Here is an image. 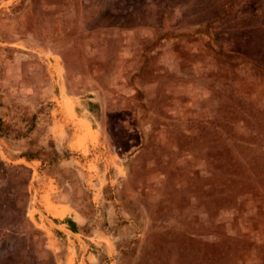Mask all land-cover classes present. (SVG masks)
Masks as SVG:
<instances>
[{
    "label": "rangeland",
    "instance_id": "rangeland-1",
    "mask_svg": "<svg viewBox=\"0 0 264 264\" xmlns=\"http://www.w3.org/2000/svg\"><path fill=\"white\" fill-rule=\"evenodd\" d=\"M0 264H264V0H0Z\"/></svg>",
    "mask_w": 264,
    "mask_h": 264
},
{
    "label": "bare ground",
    "instance_id": "bare-ground-1",
    "mask_svg": "<svg viewBox=\"0 0 264 264\" xmlns=\"http://www.w3.org/2000/svg\"><path fill=\"white\" fill-rule=\"evenodd\" d=\"M69 109H70V108H69ZM47 209H48L49 211H51V213H52L53 215H55V216H63V215H64V210H63L62 212H55L52 206L47 207Z\"/></svg>",
    "mask_w": 264,
    "mask_h": 264
},
{
    "label": "crops",
    "instance_id": "crops-1",
    "mask_svg": "<svg viewBox=\"0 0 264 264\" xmlns=\"http://www.w3.org/2000/svg\"><path fill=\"white\" fill-rule=\"evenodd\" d=\"M62 206H64V205L62 204ZM63 210H64V212H65V209H63V208H61V207H60L59 209H58V208H54V211H55V212H62Z\"/></svg>",
    "mask_w": 264,
    "mask_h": 264
},
{
    "label": "trees",
    "instance_id": "trees-1",
    "mask_svg": "<svg viewBox=\"0 0 264 264\" xmlns=\"http://www.w3.org/2000/svg\"><path fill=\"white\" fill-rule=\"evenodd\" d=\"M30 159V158H29Z\"/></svg>",
    "mask_w": 264,
    "mask_h": 264
}]
</instances>
